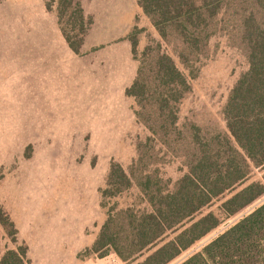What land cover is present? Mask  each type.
Listing matches in <instances>:
<instances>
[{
  "label": "rangeland",
  "instance_id": "obj_1",
  "mask_svg": "<svg viewBox=\"0 0 264 264\" xmlns=\"http://www.w3.org/2000/svg\"><path fill=\"white\" fill-rule=\"evenodd\" d=\"M57 2L0 0V204L14 225L0 221V258L24 245L28 264H132L114 249L128 255L133 248L129 221L149 208L144 185L173 188L201 150L218 149V137L230 136L225 106L249 69L242 15L255 10L264 22V9L253 0L232 1L213 21L208 36L186 44L170 25L162 35L139 6L129 14L128 33L137 41L133 54L142 70L137 97L128 96L127 89L120 95L118 82L102 98L78 93L82 85L73 79L59 81L54 89L55 84L39 77L28 92L31 84L25 85L21 53L26 19L50 18ZM89 2L84 0L90 26L106 29L111 13ZM120 12L124 17L127 11ZM167 56L186 85L164 83L161 68ZM163 99L168 103L161 108ZM113 162L124 167L132 183L120 192L102 194ZM262 177L263 170L254 168L248 182ZM230 196L216 197L197 215H221ZM262 203L264 194L231 216L221 215L217 227L167 264H181ZM105 224L115 239L97 243Z\"/></svg>",
  "mask_w": 264,
  "mask_h": 264
},
{
  "label": "trees",
  "instance_id": "obj_2",
  "mask_svg": "<svg viewBox=\"0 0 264 264\" xmlns=\"http://www.w3.org/2000/svg\"><path fill=\"white\" fill-rule=\"evenodd\" d=\"M232 1L237 0H139V5L162 35L170 25L186 44H195L204 33L210 34L213 21ZM253 1L259 9H264V0ZM56 11L66 42L79 53L91 18L85 14L80 0H58ZM243 14L249 69L238 79L225 106L230 136L218 137V149L201 150L173 188L151 190L150 185H144L149 208L129 221L133 248L128 250V255L114 249L123 260H132V264H167L217 227L221 215L231 216L264 194V22L259 21L255 10ZM128 38L136 55L135 36ZM165 58L167 62L161 68L164 83L168 87L186 85L174 61ZM141 74L138 67L134 82L126 90L128 96L140 94ZM167 103L168 99H163L161 106ZM254 168H261L263 177L248 182ZM131 183L124 167L113 162L102 194L120 192ZM227 192L231 196L222 203L221 215L214 212L197 215L213 199ZM0 221L8 227L14 226L1 204ZM11 234L16 235L14 228ZM115 236L105 224L97 243H111ZM28 263L24 245L8 249L0 258V264ZM181 264H264V203Z\"/></svg>",
  "mask_w": 264,
  "mask_h": 264
},
{
  "label": "crops",
  "instance_id": "obj_3",
  "mask_svg": "<svg viewBox=\"0 0 264 264\" xmlns=\"http://www.w3.org/2000/svg\"><path fill=\"white\" fill-rule=\"evenodd\" d=\"M80 1L87 15L84 0ZM89 3L111 15L104 22L108 25L106 29L97 31L94 23L89 27L81 53H76L66 42L56 10V13H48L50 18L43 14L40 18L26 19L25 47L21 53L26 68L25 85L31 84L28 92L35 89L38 77L40 82L55 84L54 89H57L59 81L73 79L82 85L78 93L83 91L102 98L112 94L114 82L120 84V95L134 82L138 63L128 38L129 14L131 16V11L140 8L139 0H90ZM44 6L41 8L48 9L47 5L46 8ZM120 11H127L124 17Z\"/></svg>",
  "mask_w": 264,
  "mask_h": 264
},
{
  "label": "built area",
  "instance_id": "obj_4",
  "mask_svg": "<svg viewBox=\"0 0 264 264\" xmlns=\"http://www.w3.org/2000/svg\"><path fill=\"white\" fill-rule=\"evenodd\" d=\"M111 264H122V263H119L117 260H113Z\"/></svg>",
  "mask_w": 264,
  "mask_h": 264
}]
</instances>
